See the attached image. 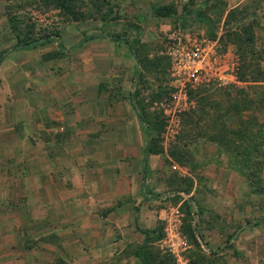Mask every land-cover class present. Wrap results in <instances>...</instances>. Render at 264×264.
<instances>
[{
	"label": "rangeland",
	"instance_id": "1",
	"mask_svg": "<svg viewBox=\"0 0 264 264\" xmlns=\"http://www.w3.org/2000/svg\"><path fill=\"white\" fill-rule=\"evenodd\" d=\"M236 1L0 0V51L31 42L0 63V105L63 102L56 168L90 167L81 191L56 172L16 264H264L246 226L264 220V8ZM89 32L105 37L75 46Z\"/></svg>",
	"mask_w": 264,
	"mask_h": 264
},
{
	"label": "crops",
	"instance_id": "2",
	"mask_svg": "<svg viewBox=\"0 0 264 264\" xmlns=\"http://www.w3.org/2000/svg\"><path fill=\"white\" fill-rule=\"evenodd\" d=\"M243 4L264 8V0H238L230 8H240ZM63 105V102H6L4 107L0 105L4 115L0 117V264L17 263L22 250L18 241L22 229L27 227L25 221L44 219L49 214L55 203L51 188L56 183V172L74 177L73 180L77 178L79 190L84 182L88 183L86 170L89 166H77L69 159L72 162L69 168H56L55 153L59 157V151H54V143L58 135L63 136V116L53 118L54 127L49 114L45 115L52 107L63 109ZM52 130L57 136L51 134ZM77 133L79 139L86 140V128L78 129ZM76 151L70 156H79L81 152L77 154ZM81 171L84 172L81 174ZM67 181L70 180L67 178ZM68 196L64 192L58 201L65 202ZM81 202L84 204L82 210L86 211L87 199ZM44 222H34V225Z\"/></svg>",
	"mask_w": 264,
	"mask_h": 264
},
{
	"label": "trees",
	"instance_id": "3",
	"mask_svg": "<svg viewBox=\"0 0 264 264\" xmlns=\"http://www.w3.org/2000/svg\"><path fill=\"white\" fill-rule=\"evenodd\" d=\"M196 13H197V10H192V11H188L186 16L185 15L175 16L174 15L175 13L173 12V10L171 8H160L159 10L156 11V14L154 16L159 17V18H173L175 20H180L182 27L186 26V22L188 21V19L191 18V22H201V23L205 24L207 26V28H209L211 26L210 20H208L204 17H201V16L197 15ZM100 37H105V36H104V34H101V33L89 32L87 34H84L81 37V39L75 44V46H79L80 44L88 42V41L96 40ZM44 39H47V38H44ZM109 39L114 40V41L117 39H122L128 45L126 37L121 38L118 36H111V37H109ZM30 43L31 42L16 43L14 46H12L8 49L1 50L0 51V63L9 53L17 51V50L22 49V48H25V47L29 46ZM128 99H129V105L133 109L135 116L138 119V121L142 125H144L145 127L148 128L149 126L146 122V119H145L143 113H142L141 107L139 106V104H137L134 101L132 94H129ZM150 141H151V138H149V134H148V132H146V143H145V146H144L143 152H142L143 153V160H145V157H147V155L153 154V150L150 148ZM259 224L264 225V220H255L252 223L246 224V226L254 227V226H257ZM138 257L141 260L142 264H147V262H145L139 254H138Z\"/></svg>",
	"mask_w": 264,
	"mask_h": 264
}]
</instances>
